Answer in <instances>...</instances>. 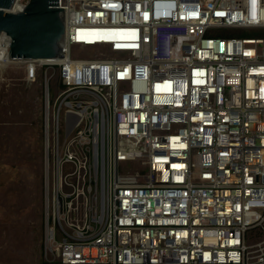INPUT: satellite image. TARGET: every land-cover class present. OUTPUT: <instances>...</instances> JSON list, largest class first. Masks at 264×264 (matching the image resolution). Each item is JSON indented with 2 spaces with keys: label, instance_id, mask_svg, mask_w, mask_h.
Listing matches in <instances>:
<instances>
[{
  "label": "built area",
  "instance_id": "1",
  "mask_svg": "<svg viewBox=\"0 0 264 264\" xmlns=\"http://www.w3.org/2000/svg\"><path fill=\"white\" fill-rule=\"evenodd\" d=\"M60 5L46 264H264V0Z\"/></svg>",
  "mask_w": 264,
  "mask_h": 264
},
{
  "label": "rangeland",
  "instance_id": "2",
  "mask_svg": "<svg viewBox=\"0 0 264 264\" xmlns=\"http://www.w3.org/2000/svg\"><path fill=\"white\" fill-rule=\"evenodd\" d=\"M1 65L0 264H44L46 209L52 199L46 190L55 183V166L45 163L44 70L30 84L26 64ZM123 170L138 169L128 161Z\"/></svg>",
  "mask_w": 264,
  "mask_h": 264
},
{
  "label": "water",
  "instance_id": "3",
  "mask_svg": "<svg viewBox=\"0 0 264 264\" xmlns=\"http://www.w3.org/2000/svg\"><path fill=\"white\" fill-rule=\"evenodd\" d=\"M18 0H0V36L10 39L11 62L58 58L66 33L65 9L60 0H27L14 10Z\"/></svg>",
  "mask_w": 264,
  "mask_h": 264
},
{
  "label": "bare ground",
  "instance_id": "4",
  "mask_svg": "<svg viewBox=\"0 0 264 264\" xmlns=\"http://www.w3.org/2000/svg\"><path fill=\"white\" fill-rule=\"evenodd\" d=\"M19 8H20V6H18V5L14 7V9H19ZM0 42H1V40H0ZM0 50L3 52V55H4V59L2 61H0V64L3 65V64H5V62L9 61V58H8V60L6 59V57H7L6 48L3 45H1V43H0ZM9 62H11V61H9Z\"/></svg>",
  "mask_w": 264,
  "mask_h": 264
},
{
  "label": "trees",
  "instance_id": "5",
  "mask_svg": "<svg viewBox=\"0 0 264 264\" xmlns=\"http://www.w3.org/2000/svg\"><path fill=\"white\" fill-rule=\"evenodd\" d=\"M44 264H46V262Z\"/></svg>",
  "mask_w": 264,
  "mask_h": 264
}]
</instances>
